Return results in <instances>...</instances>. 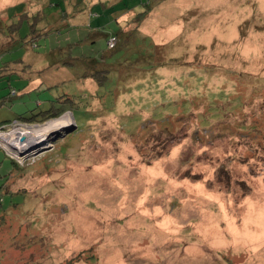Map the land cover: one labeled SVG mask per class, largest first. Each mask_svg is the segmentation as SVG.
I'll list each match as a JSON object with an SVG mask.
<instances>
[{
    "label": "rangeland",
    "instance_id": "374dc122",
    "mask_svg": "<svg viewBox=\"0 0 264 264\" xmlns=\"http://www.w3.org/2000/svg\"><path fill=\"white\" fill-rule=\"evenodd\" d=\"M4 122L2 264H264V0H0Z\"/></svg>",
    "mask_w": 264,
    "mask_h": 264
},
{
    "label": "trees",
    "instance_id": "16d2710c",
    "mask_svg": "<svg viewBox=\"0 0 264 264\" xmlns=\"http://www.w3.org/2000/svg\"><path fill=\"white\" fill-rule=\"evenodd\" d=\"M151 6L152 5L149 4L148 5V9L146 11L141 12V13H138V14H136V11L134 9L133 10H127V12L128 13H131L132 14L133 21H135L137 24L140 25L142 22H144V20H146V18L148 17V15L151 13V11H152V7ZM41 13L42 12H39L38 13L37 18H35V16L34 17L33 16H29V15H27L25 13H23L24 15L21 16V18H23V17L29 18L30 22H32V20L34 19V23L32 24V33L33 34L30 35V36H34V37H32V40L31 41L28 40V43H30L34 47H38V46H36L37 44H36V41H35V37H38L37 35H38L39 31L37 29L39 27V22H42V21H45L46 20V17H44V15L41 14ZM133 14H134V16H133ZM40 31H42V30H40ZM112 38H116L117 39V42H118V38L117 37L112 36L110 39H112ZM23 39H25V38H23ZM110 39H109V41H110ZM25 41H27V39H25ZM117 42H116V45H117ZM116 45L114 46V49L116 48ZM110 50H112V49H110ZM89 66H90V64H89ZM66 112H68V111L62 110V111L56 112V113L53 112L52 114L50 112L49 113H45V114H42L41 116L40 115H32L30 117L19 116L18 119H16V121H23V122H28V123H35V122L36 123H44L47 120H50V119H53V118H57V117L60 116L59 114L66 113ZM5 124H8V123L7 122L1 123L0 124V127L5 126ZM6 179L9 180L10 177L5 178V180ZM7 187L9 188V186H7ZM2 196H3L2 195V189L0 188V207L2 206V202H3L2 199H1ZM0 264H1V261H0ZM23 264H26V263H23Z\"/></svg>",
    "mask_w": 264,
    "mask_h": 264
},
{
    "label": "built area",
    "instance_id": "2783aa9c",
    "mask_svg": "<svg viewBox=\"0 0 264 264\" xmlns=\"http://www.w3.org/2000/svg\"><path fill=\"white\" fill-rule=\"evenodd\" d=\"M116 42H117V39L116 38H112V39H110V41L108 42V44H109V47H111V48H114V46L116 45ZM14 122H17V121H14ZM16 128V127H15ZM14 128V130H13V132H10L9 134H7L6 133V128H5V126L4 127H0V147L2 148V149H4L8 154H11L12 156H15L16 154H14L13 153V151L11 150V151H9L6 147H5V145H3V143H2V138L3 137H5V136H7V135H11V134H13V138H14V140H13V142H12V146L13 147H17V148H14V149H17V150H24L26 147H24V145H25V143H24V141H25V139L26 138H28V137H31L30 136V134L31 133H28V130L27 129H25V128H17V129H15ZM11 146V147H12ZM24 147V148H23ZM17 156V155H16ZM18 157V156H17ZM22 165V164H21Z\"/></svg>",
    "mask_w": 264,
    "mask_h": 264
},
{
    "label": "bare ground",
    "instance_id": "6f19581e",
    "mask_svg": "<svg viewBox=\"0 0 264 264\" xmlns=\"http://www.w3.org/2000/svg\"><path fill=\"white\" fill-rule=\"evenodd\" d=\"M8 136V135H7ZM7 136H5V137H3L1 140H2V143H3V145H4V142L5 143H7L6 142V138H7ZM7 140H8V144H5V146H7V145H10V146H12V143H9V142H11V140L9 139V138H7ZM13 141V140H12ZM24 142H26V140L24 141ZM32 142H34L33 140L32 141H30V142H28V144L27 143H25V145H24V147H26L25 149H32V148H34L36 145L38 146V144H33ZM23 147V148H24ZM30 147V148H29ZM11 148H13V146L11 147ZM17 148V147H16ZM17 150V149H16ZM23 153V152H22ZM18 154L20 155L21 154V152L18 150ZM24 154V153H23Z\"/></svg>",
    "mask_w": 264,
    "mask_h": 264
},
{
    "label": "water",
    "instance_id": "95a60500",
    "mask_svg": "<svg viewBox=\"0 0 264 264\" xmlns=\"http://www.w3.org/2000/svg\"><path fill=\"white\" fill-rule=\"evenodd\" d=\"M49 149H46V150H43V151H40L39 153H43V152H46L48 151ZM38 154V153H37Z\"/></svg>",
    "mask_w": 264,
    "mask_h": 264
},
{
    "label": "crops",
    "instance_id": "0c3cea01",
    "mask_svg": "<svg viewBox=\"0 0 264 264\" xmlns=\"http://www.w3.org/2000/svg\"><path fill=\"white\" fill-rule=\"evenodd\" d=\"M7 153V152H6ZM10 155V154H9ZM1 264H2V262H1Z\"/></svg>",
    "mask_w": 264,
    "mask_h": 264
}]
</instances>
